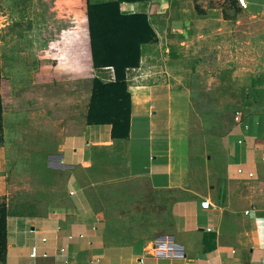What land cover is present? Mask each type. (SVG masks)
<instances>
[{
  "label": "crops",
  "instance_id": "crops-1",
  "mask_svg": "<svg viewBox=\"0 0 264 264\" xmlns=\"http://www.w3.org/2000/svg\"><path fill=\"white\" fill-rule=\"evenodd\" d=\"M114 1L89 0L91 4ZM216 1L119 3L122 13L145 14L154 33L151 41L139 47L138 66L125 69V91L129 96L125 137L115 135L124 119L91 121L87 117L90 99L88 102L85 97L77 99L72 106L75 113L62 118L66 122L57 155L63 166L61 171L67 174L63 189L68 196L41 214H15L7 208L6 247L0 264H264V205L251 203L245 211L234 210L210 196L209 207H202L201 202L207 199L191 188L187 169L190 89L174 86L165 79L162 68L153 65L163 30L175 39L172 51L167 48L165 51L178 63H182L186 48H194L193 55L205 58L199 54L209 49L210 34L220 32L224 35L217 48L236 46L239 50L264 51V23L258 28L251 24L249 31L240 27L236 32L233 28L237 20L252 23L260 19L251 12L247 0L227 4L230 6L227 9ZM172 7L177 11L175 17L168 14ZM260 14L264 18L262 10ZM248 59L236 71L229 62L223 70L228 76L232 73L248 77L247 80L254 79L256 85L264 86V58L254 60V66ZM144 66L148 69L140 72ZM67 80L80 85L75 90L81 92L86 91L83 88L86 84L95 80L110 83L114 77L111 68L100 67L92 70L91 77ZM115 142L126 146L129 176L145 179L154 191L176 192L169 213L177 237L157 244L140 240L119 244L109 240L107 223L92 209L77 178L68 171L87 163L95 147ZM220 145L227 174L237 179H249V172L257 175L258 168L264 165V112L238 120L221 136ZM237 168L242 169V175H237ZM219 189L221 192L224 187L221 185ZM32 246L39 253L35 259L29 256ZM43 252L46 257L41 256Z\"/></svg>",
  "mask_w": 264,
  "mask_h": 264
},
{
  "label": "rangeland",
  "instance_id": "rangeland-1",
  "mask_svg": "<svg viewBox=\"0 0 264 264\" xmlns=\"http://www.w3.org/2000/svg\"><path fill=\"white\" fill-rule=\"evenodd\" d=\"M262 2L246 1L260 19L252 23L237 20L233 23L236 32L240 27L249 31L251 24L258 28L264 23ZM216 3L227 9V4L236 0ZM173 8L168 11L171 17L177 14ZM73 24V16L67 15L59 0H0V93L5 105L0 133V204L11 213L41 214L68 196L63 189L67 174L61 171L57 158L66 122L62 118L75 113L72 106L78 98L90 99V106L95 105L97 93L90 94L91 83L83 86L86 91L78 92L75 87L80 85L67 79L45 81L43 72L55 67L60 40ZM222 35L210 34L209 49L199 54L205 58L193 55L194 48H186L182 63H178L165 51H172L175 39L163 30L153 65L162 68L165 79L174 86L190 89L187 169L191 188L228 209L245 211L251 203L264 205V165L249 179L233 178L225 171L220 138L244 116L264 112L258 109L264 108V86L248 77L228 76L223 68L229 62L236 71L249 57L252 63L264 58V51L217 48ZM191 58H195L192 63ZM147 69L144 66L140 72ZM122 110L123 105L124 119ZM68 173L75 175L92 209L107 223L111 242L157 244L177 237L169 213L176 192L154 191L145 179L129 176L124 143L95 147L87 163ZM221 185L224 189L220 192Z\"/></svg>",
  "mask_w": 264,
  "mask_h": 264
},
{
  "label": "trees",
  "instance_id": "trees-1",
  "mask_svg": "<svg viewBox=\"0 0 264 264\" xmlns=\"http://www.w3.org/2000/svg\"><path fill=\"white\" fill-rule=\"evenodd\" d=\"M64 2L67 15H72L74 24L63 33L60 40V57L55 67L43 72L45 81L92 76L95 68H111L114 80L102 84L96 80L92 92L96 94L95 105L90 106L88 119L101 121L114 119L121 121L123 105L124 120L120 122L118 137L127 132V106L125 69L139 64V47L154 37L147 17L142 13H122L120 2L132 3L145 0H116L114 2L91 4L89 0H59ZM3 78L0 75V84ZM3 94L0 93V133L2 114L5 110ZM90 105V104H89ZM6 209L0 204V260L6 247L5 235Z\"/></svg>",
  "mask_w": 264,
  "mask_h": 264
},
{
  "label": "built area",
  "instance_id": "built-area-1",
  "mask_svg": "<svg viewBox=\"0 0 264 264\" xmlns=\"http://www.w3.org/2000/svg\"><path fill=\"white\" fill-rule=\"evenodd\" d=\"M261 10H262V12H264V0H263V2L261 4ZM263 154H264V151H263ZM236 173H237V175H242L243 171H242L241 168H237ZM252 175L253 174L249 172L247 174V178H251ZM201 205H202L203 208H208L209 207V201L208 200H204V201L201 202ZM78 237L81 238L82 235H79ZM41 240L45 241V238H42ZM38 255H39V253H38L37 247L36 246H32L31 250H30V253H29L30 258L31 259H35L36 257H38ZM46 255L47 254L45 252L41 253L42 257H46ZM31 264H34V263L32 262Z\"/></svg>",
  "mask_w": 264,
  "mask_h": 264
}]
</instances>
